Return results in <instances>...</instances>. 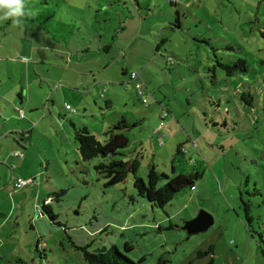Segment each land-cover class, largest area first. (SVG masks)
I'll return each instance as SVG.
<instances>
[{"label":"rangeland","instance_id":"obj_1","mask_svg":"<svg viewBox=\"0 0 264 264\" xmlns=\"http://www.w3.org/2000/svg\"><path fill=\"white\" fill-rule=\"evenodd\" d=\"M114 1L27 0L34 15L23 28L0 22V91L66 90L57 119L38 123L20 150L32 183L13 188L17 164L0 162V264H86L78 248L112 246L136 264H264V0L150 4L133 44L139 16L124 34L111 32L115 20L104 14ZM107 33L109 53L100 54ZM100 55L107 68L95 62ZM215 57L242 59L247 69L229 76ZM122 119L131 127L120 131L128 146L118 159L136 161L135 176L147 183L149 166L168 179L198 173L193 189L155 208L137 195L131 173L106 186L98 159L80 160L71 124L103 143ZM17 170L13 185L24 180ZM47 195L59 225L42 211ZM201 212L213 224L189 235L184 224Z\"/></svg>","mask_w":264,"mask_h":264},{"label":"trees","instance_id":"obj_2","mask_svg":"<svg viewBox=\"0 0 264 264\" xmlns=\"http://www.w3.org/2000/svg\"><path fill=\"white\" fill-rule=\"evenodd\" d=\"M245 63L244 60L239 59L230 65V63H222L215 57V66L225 71L229 76L236 72H245L247 69ZM138 96L140 95L138 94ZM242 99L248 104V101L244 97ZM163 113L166 114V117L162 119ZM162 114L161 120L168 117L167 110L163 109ZM71 125L74 130V139L77 143L80 160L87 162L98 159V163L94 166V169L105 179L106 186H114L124 182L128 174L131 173L134 176L133 185L137 195L146 199L155 208H163L184 189H193V183L195 178L198 177V173L188 176L178 175L168 179L167 175L157 173L154 166H149L147 183H145L141 178L135 176L138 166L136 161L129 162L118 159V157L123 156L121 151L128 146V139L120 131L131 127L124 119L120 120L104 133L105 141L103 143L91 135L86 126L75 127V124ZM132 126H135V124ZM162 179H166L167 181L160 186L159 183ZM62 194L63 191L56 193L57 196ZM49 199L50 196L47 195L42 205V211L48 216L52 224L59 225L56 222V216L52 213L49 204L46 203ZM245 210L246 214H248L249 209L247 205H245ZM78 249L81 250L83 260L86 264H136L126 255L118 251L115 246L110 247V249H97L94 252L88 251L86 247ZM125 250H128V248L125 247ZM202 255H204L203 252H198V256ZM155 264H167V261L159 259Z\"/></svg>","mask_w":264,"mask_h":264},{"label":"crops","instance_id":"obj_3","mask_svg":"<svg viewBox=\"0 0 264 264\" xmlns=\"http://www.w3.org/2000/svg\"><path fill=\"white\" fill-rule=\"evenodd\" d=\"M165 1V0H163ZM162 0H152L149 2H143V0H115L112 3H109L107 6V11L104 14L105 18H109L111 16L112 20H115L116 23L111 32H114V29L122 32L124 34L127 30L128 25H130L135 20V13L138 14V18L140 19L138 22V25H135L139 30L136 31V35H134V29L131 30L133 33V36L130 38V43H134V40L139 38V35L141 33L140 28L142 27V17L140 16L141 11H150V4L153 6H157L156 3H160ZM169 2V1H168ZM179 1L176 2H169L172 6H176ZM145 3V7H143V4ZM148 3V4H147ZM147 8V9H145ZM120 12H123L124 16H120ZM177 27L180 26V21L178 18H176ZM107 21V19H106ZM100 21V22H106ZM128 24V25H127ZM112 35L110 33H107L106 35H99V41L98 42V50L101 54L102 51H104L106 54L109 53V41L112 40ZM113 42V41H112ZM160 42V41H159ZM159 42L155 45V51L157 52L159 47ZM129 43V44H130ZM101 55L98 59H96L95 62H99L100 66H103L104 68H107L109 66V63L104 61V57L101 59ZM123 75L129 74L127 69H122ZM132 73V72H131ZM139 75V74H138ZM135 90H137L136 86H134ZM66 90H50L49 95L47 94V90H1L0 91V162H5L7 165H10L11 162L17 164V167H14L12 165L10 167L12 178H11V184L13 186V181H15L13 174L18 168L19 175L24 179V181L31 180L30 177H27V172H25V169L28 167V159L27 155H23L20 150H27L29 148L30 144V135L32 131L37 128L38 123H42L48 116L52 121H55L57 119V113L55 110V104L57 102H66L64 99V93ZM68 91V90H67ZM69 91H76L77 90H69ZM96 92H99L101 90H93ZM107 94H110V88L109 90H104ZM62 95V100H59V95ZM77 101L79 100V94ZM91 94L90 91L87 92V95ZM97 94V93H96ZM111 94L105 99L108 100L106 102L107 107L111 108L113 103L110 100ZM69 106V105H65ZM66 109V108H65ZM67 111L73 113L74 110L69 107V109H66ZM27 112L33 113L32 115H27ZM20 113L23 114L22 117H20ZM28 116V122H26V117ZM20 119L21 122H16ZM12 120H14L16 123L13 124ZM87 125V124H86ZM163 125L159 124L158 130ZM32 127V128H31ZM34 127V128H33ZM88 128V126H87ZM89 131V130H88ZM19 148V149H18ZM17 154V155H16ZM27 154V153H26ZM130 162V161H129ZM8 167V166H7ZM9 168V167H8ZM2 180V177H0ZM32 183V182H31ZM30 184V183H29ZM27 184V185H29ZM26 185V186H27ZM14 188V186H13Z\"/></svg>","mask_w":264,"mask_h":264},{"label":"clouds","instance_id":"obj_4","mask_svg":"<svg viewBox=\"0 0 264 264\" xmlns=\"http://www.w3.org/2000/svg\"><path fill=\"white\" fill-rule=\"evenodd\" d=\"M33 15L27 0H0V22L11 20L13 26L23 28L25 19Z\"/></svg>","mask_w":264,"mask_h":264},{"label":"water","instance_id":"obj_5","mask_svg":"<svg viewBox=\"0 0 264 264\" xmlns=\"http://www.w3.org/2000/svg\"><path fill=\"white\" fill-rule=\"evenodd\" d=\"M212 224V218L201 212L193 220L186 222L183 226V229L186 230L189 235H191L206 231Z\"/></svg>","mask_w":264,"mask_h":264},{"label":"built area","instance_id":"obj_6","mask_svg":"<svg viewBox=\"0 0 264 264\" xmlns=\"http://www.w3.org/2000/svg\"><path fill=\"white\" fill-rule=\"evenodd\" d=\"M168 1L171 3V2H176V1H178V0H168ZM137 78H138V74H136V73H134V72H132V73L129 74V79H130V81H134V80H136ZM136 88H137V90H138V94L141 95L143 92L140 90V84H137V85H136ZM141 101H142V103H145V102H146L145 99H143V100H141ZM65 108H66V109H69V106H65ZM22 116H23V114L20 113V117H22ZM165 117H166V114L163 113V114H162V119L165 118ZM160 125H163V123L161 122ZM16 155H17V154H16ZM29 183H31V180L24 181V180L18 179V180H16V182L14 183L13 186H14L15 189H20V188H22L23 186H25L26 184H29Z\"/></svg>","mask_w":264,"mask_h":264}]
</instances>
